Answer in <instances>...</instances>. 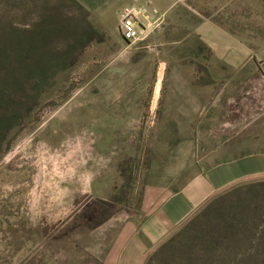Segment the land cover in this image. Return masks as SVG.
I'll use <instances>...</instances> for the list:
<instances>
[{
	"label": "rangeland",
	"instance_id": "rangeland-1",
	"mask_svg": "<svg viewBox=\"0 0 264 264\" xmlns=\"http://www.w3.org/2000/svg\"><path fill=\"white\" fill-rule=\"evenodd\" d=\"M130 8L138 37L127 42ZM51 17L55 50L23 75L22 111L5 99L14 81H0V264H96L106 226L141 219L144 200L264 140V0H0V29L38 32ZM260 184L212 192L224 196L217 209L156 264H251L241 260L264 238Z\"/></svg>",
	"mask_w": 264,
	"mask_h": 264
},
{
	"label": "crops",
	"instance_id": "crops-1",
	"mask_svg": "<svg viewBox=\"0 0 264 264\" xmlns=\"http://www.w3.org/2000/svg\"><path fill=\"white\" fill-rule=\"evenodd\" d=\"M251 139L256 141V138ZM258 143L259 150L250 147L248 152L237 153L232 158L221 157L222 162L206 170L208 178L205 180H200L203 177L200 174L181 189L159 194L151 203L144 200L143 205L148 203L150 208L140 213L141 219H124L109 229L106 226L99 244L102 251L95 255L96 264H143L147 255L173 234L212 192L243 178L264 176V140ZM110 218L95 221L99 226L88 228L89 231L96 232Z\"/></svg>",
	"mask_w": 264,
	"mask_h": 264
},
{
	"label": "trees",
	"instance_id": "trees-1",
	"mask_svg": "<svg viewBox=\"0 0 264 264\" xmlns=\"http://www.w3.org/2000/svg\"><path fill=\"white\" fill-rule=\"evenodd\" d=\"M6 23H8V21H6ZM50 23L52 24V26L49 25L47 29H41L38 32H28L27 30L14 28L13 26H10L8 24L7 25L9 27L6 26L0 29V81H4V78L14 81V87L10 88L13 89V91H11L9 95L6 94L5 96L6 101H9L11 103L10 105L13 112L22 111L24 109L22 98L24 96L30 95L28 94V91L25 90V87L21 82L23 75L27 74V76H29L30 71L32 72L33 68L42 67V65L44 64L43 59L45 50L51 53H53L55 50V47L52 45L50 40L56 37L59 34V31L56 28L57 21L53 17H51L50 21L48 22V24ZM33 44H36L37 46V49L35 50L36 52L31 51V47L33 46ZM4 91H6V89ZM14 94L17 98L16 102L12 97ZM2 98L3 96L0 97V99ZM4 115L5 113L3 111H0V123L1 121H4ZM260 185L263 186L264 184ZM223 197L224 196L220 195L208 201L206 200L207 202L205 201L206 203L202 205V207H200L193 216H191L185 223H183L182 226L180 225L181 227H178L173 234L168 236L149 255H147L143 264H156L157 257H162L166 252L175 254L176 252H178V248H176L175 245H181L182 247H184V245L179 243V241H182L183 236H185L186 238L188 237L186 235L189 234L191 225L197 223L199 219L204 218V216H206L208 212L217 209V206L219 205L220 201H222ZM189 223H191L190 226ZM98 226L99 224L94 223L89 228H96ZM185 231L188 234L184 233ZM209 232H212V230H209ZM241 239L244 238H235L237 245H243V243L241 244V242H238ZM257 240L258 241H256V243L252 246L255 249V255L251 253V255L247 256V259L241 260L242 263L264 264V238H259ZM182 249L183 248H181V250ZM185 252L186 250L184 249L181 257L182 263H190V257L191 255L193 257L194 254L190 251H187L185 257ZM210 252L211 254H213L212 256H214L215 253L213 252V250L210 249ZM163 260L164 261H162L161 264L167 263L165 259ZM210 260L211 259L203 260V263H209ZM226 260V258H223L219 259L218 261L223 262ZM193 261L194 263H200V261L202 260H198L195 258ZM215 261L212 260V262Z\"/></svg>",
	"mask_w": 264,
	"mask_h": 264
},
{
	"label": "built area",
	"instance_id": "built-area-1",
	"mask_svg": "<svg viewBox=\"0 0 264 264\" xmlns=\"http://www.w3.org/2000/svg\"><path fill=\"white\" fill-rule=\"evenodd\" d=\"M139 12L134 8L124 9L120 17L121 37L127 42H131L138 37L136 29V18Z\"/></svg>",
	"mask_w": 264,
	"mask_h": 264
}]
</instances>
